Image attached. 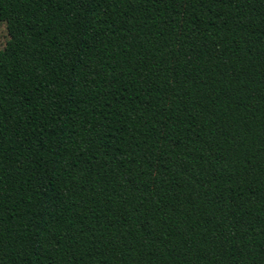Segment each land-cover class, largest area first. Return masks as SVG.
Wrapping results in <instances>:
<instances>
[{"label": "trees", "instance_id": "trees-1", "mask_svg": "<svg viewBox=\"0 0 264 264\" xmlns=\"http://www.w3.org/2000/svg\"><path fill=\"white\" fill-rule=\"evenodd\" d=\"M0 21V264H264V0Z\"/></svg>", "mask_w": 264, "mask_h": 264}, {"label": "rangeland", "instance_id": "rangeland-1", "mask_svg": "<svg viewBox=\"0 0 264 264\" xmlns=\"http://www.w3.org/2000/svg\"><path fill=\"white\" fill-rule=\"evenodd\" d=\"M10 35L7 27V23L0 21V49H3L9 40Z\"/></svg>", "mask_w": 264, "mask_h": 264}]
</instances>
